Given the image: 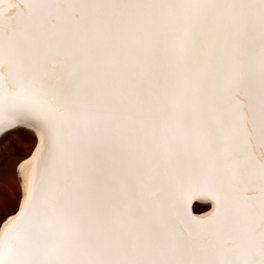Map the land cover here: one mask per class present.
Segmentation results:
<instances>
[{
    "label": "snow or ice",
    "instance_id": "6c2138e0",
    "mask_svg": "<svg viewBox=\"0 0 264 264\" xmlns=\"http://www.w3.org/2000/svg\"><path fill=\"white\" fill-rule=\"evenodd\" d=\"M19 129L0 264H264V0H0Z\"/></svg>",
    "mask_w": 264,
    "mask_h": 264
},
{
    "label": "bare ground",
    "instance_id": "6f19581e",
    "mask_svg": "<svg viewBox=\"0 0 264 264\" xmlns=\"http://www.w3.org/2000/svg\"><path fill=\"white\" fill-rule=\"evenodd\" d=\"M20 135L25 140L26 149L23 154L9 153L8 144L11 136ZM34 143V137L28 130H12L7 134H0V192H6L9 199H15L14 190L18 187L19 178L17 175V166L30 155V149ZM202 206V205H201ZM203 208V207H202ZM206 209H199L194 204V213L199 214Z\"/></svg>",
    "mask_w": 264,
    "mask_h": 264
},
{
    "label": "rangeland",
    "instance_id": "374dc122",
    "mask_svg": "<svg viewBox=\"0 0 264 264\" xmlns=\"http://www.w3.org/2000/svg\"><path fill=\"white\" fill-rule=\"evenodd\" d=\"M25 149H26L25 140L21 138L20 135L11 136L9 144H8V149H6L7 152L23 154ZM2 200H3V196L0 195V202H2ZM195 205L199 207V209H204V207L201 206L199 203H196Z\"/></svg>",
    "mask_w": 264,
    "mask_h": 264
},
{
    "label": "water",
    "instance_id": "95a60500",
    "mask_svg": "<svg viewBox=\"0 0 264 264\" xmlns=\"http://www.w3.org/2000/svg\"><path fill=\"white\" fill-rule=\"evenodd\" d=\"M205 211H206V210H205ZM205 211H204V212H205ZM204 212L199 213V214L194 213V215H202V214H204Z\"/></svg>",
    "mask_w": 264,
    "mask_h": 264
}]
</instances>
